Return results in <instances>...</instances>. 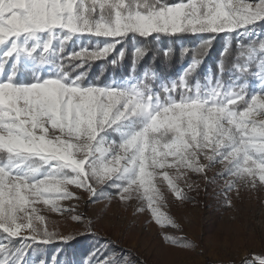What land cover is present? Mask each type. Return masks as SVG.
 Returning a JSON list of instances; mask_svg holds the SVG:
<instances>
[{
  "label": "snow or ice",
  "instance_id": "1",
  "mask_svg": "<svg viewBox=\"0 0 264 264\" xmlns=\"http://www.w3.org/2000/svg\"><path fill=\"white\" fill-rule=\"evenodd\" d=\"M260 23L264 0H0V264H32L35 245L69 239L48 231L36 205L73 211L60 204L80 199L72 187L93 203H146L157 225L178 227L161 211L158 179L181 200L187 197L177 181L188 172L206 175L216 164L229 178L226 191L238 182L264 185ZM183 34L200 43L181 47L188 59L175 78L140 68L152 50L148 42ZM219 34L227 39L217 69L201 79ZM128 44L126 76L89 78L94 62L119 66ZM155 50L174 55L172 47ZM255 261L264 264V257ZM36 264L62 262L57 253ZM83 264L128 262L96 248Z\"/></svg>",
  "mask_w": 264,
  "mask_h": 264
},
{
  "label": "rangeland",
  "instance_id": "2",
  "mask_svg": "<svg viewBox=\"0 0 264 264\" xmlns=\"http://www.w3.org/2000/svg\"><path fill=\"white\" fill-rule=\"evenodd\" d=\"M222 171L223 166L216 164L206 175L188 172L177 181L182 191L207 187L210 195L203 203L178 199L166 182L157 180L164 195L161 211L172 217L178 227L157 225L146 203L133 199L125 205L115 197L111 202L100 198L93 203L86 193L74 187L71 190L80 199L60 201L63 208L73 211L57 213L42 202L36 207L45 217L49 232L66 237L96 227L125 241L138 255L129 264H245L246 261L258 264L255 258L264 257V185L257 182L252 188L238 182L235 188L226 191L229 178L222 177ZM169 173L175 175L174 170ZM110 191L106 189L105 196ZM226 199L231 201L230 206ZM141 207L144 210L138 211ZM73 216L83 219L76 222ZM165 236L185 240L190 246L168 243ZM29 260L32 264L38 261Z\"/></svg>",
  "mask_w": 264,
  "mask_h": 264
},
{
  "label": "trees",
  "instance_id": "3",
  "mask_svg": "<svg viewBox=\"0 0 264 264\" xmlns=\"http://www.w3.org/2000/svg\"><path fill=\"white\" fill-rule=\"evenodd\" d=\"M170 2H176V0H170ZM256 32H258V37L264 36V23L257 25ZM226 39L224 34H219L212 41L211 48L204 57L200 67L199 78L202 79L209 70L213 72L216 71ZM199 43V38L191 34L178 35V37L175 38L162 37L159 43L150 41L148 42V46L152 50L142 60L140 68L143 69L145 66H154L159 69L166 78H175L180 73L181 69L186 66L188 59L181 58V47H195ZM126 47L129 51L119 66L112 67L106 61L94 62L89 70V78L95 80L97 83H108L113 78L119 79L126 76L129 73L131 61V45L128 44ZM168 47L174 49V55L170 59H166L161 52L155 50L156 48L165 49ZM234 48L235 42H233V49ZM97 77H99V79H97ZM249 81L251 89H257V85L259 84L257 79L249 77ZM183 192L187 197L184 200L187 202L196 200L203 203L210 195L207 187L187 188L184 189ZM54 233L57 234V237L61 236V234L57 232ZM66 237L69 238L67 241H62L57 238L50 244L35 245L34 252L29 258H35L37 260L50 259L54 254L59 253L62 264H83V261L96 248H106L109 252L115 253L118 258L127 260V262L138 256L137 251L130 247L125 241L118 238L115 239L111 234L104 233L96 227H91L88 231L72 233Z\"/></svg>",
  "mask_w": 264,
  "mask_h": 264
}]
</instances>
